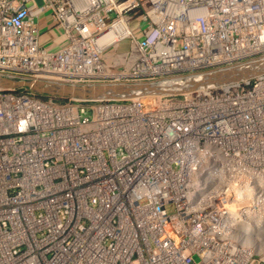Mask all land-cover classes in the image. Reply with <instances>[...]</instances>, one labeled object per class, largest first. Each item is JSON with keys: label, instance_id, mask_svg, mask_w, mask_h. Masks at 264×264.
I'll list each match as a JSON object with an SVG mask.
<instances>
[{"label": "built area", "instance_id": "built-area-1", "mask_svg": "<svg viewBox=\"0 0 264 264\" xmlns=\"http://www.w3.org/2000/svg\"><path fill=\"white\" fill-rule=\"evenodd\" d=\"M0 79L154 92L0 88V264H264V0H0Z\"/></svg>", "mask_w": 264, "mask_h": 264}, {"label": "water", "instance_id": "water-1", "mask_svg": "<svg viewBox=\"0 0 264 264\" xmlns=\"http://www.w3.org/2000/svg\"><path fill=\"white\" fill-rule=\"evenodd\" d=\"M258 70L241 71L224 76L217 80H208L201 83H194L190 87L180 91H164L160 95L183 94L198 89V87L207 84L230 83L246 79H251L259 75ZM0 88L17 89L27 88L41 95H50L58 98H70L82 101H100V100H121L135 97L139 93L154 94L153 91H142L130 87L117 86H68V85H50L37 81H11L0 79Z\"/></svg>", "mask_w": 264, "mask_h": 264}, {"label": "rangeland", "instance_id": "rangeland-1", "mask_svg": "<svg viewBox=\"0 0 264 264\" xmlns=\"http://www.w3.org/2000/svg\"><path fill=\"white\" fill-rule=\"evenodd\" d=\"M47 14H49V12H47Z\"/></svg>", "mask_w": 264, "mask_h": 264}]
</instances>
